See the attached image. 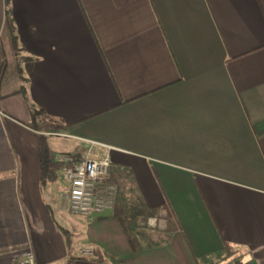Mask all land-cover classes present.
<instances>
[{"label": "crops", "instance_id": "0c3cea01", "mask_svg": "<svg viewBox=\"0 0 264 264\" xmlns=\"http://www.w3.org/2000/svg\"><path fill=\"white\" fill-rule=\"evenodd\" d=\"M9 10L32 59L23 82L0 0V264L27 252L35 264H99L80 248L105 264H208L224 243L264 264V0H10ZM31 107L65 126L29 128ZM46 134H65L74 161L108 156L112 210L71 214L52 175H15L23 137Z\"/></svg>", "mask_w": 264, "mask_h": 264}, {"label": "built area", "instance_id": "2783aa9c", "mask_svg": "<svg viewBox=\"0 0 264 264\" xmlns=\"http://www.w3.org/2000/svg\"><path fill=\"white\" fill-rule=\"evenodd\" d=\"M61 161L63 179L67 187L64 198L71 214L93 218L115 207L118 187L109 180L108 156L96 159L87 155L80 161L71 158ZM77 255L91 259L95 253L93 248H80ZM15 264H35L33 253H25L15 260Z\"/></svg>", "mask_w": 264, "mask_h": 264}, {"label": "rangeland", "instance_id": "374dc122", "mask_svg": "<svg viewBox=\"0 0 264 264\" xmlns=\"http://www.w3.org/2000/svg\"><path fill=\"white\" fill-rule=\"evenodd\" d=\"M51 132L46 131L47 134H51ZM47 134L40 135L38 138L23 137L22 143L24 144L27 142V146H23L17 150L18 169L16 170L15 175H52L55 191L58 194L61 193L63 195L66 192L67 187L63 179L60 160L73 158L70 147L71 140ZM45 181L48 182V179H45ZM133 209H135V206H133ZM129 218V223L131 224L135 218H133L132 215H130ZM141 228L144 235L161 232V230L157 228V225L156 227L143 225ZM128 230H131L133 234L138 231L132 227ZM137 245L138 243L135 242L133 245L135 249L137 248ZM243 259H245L244 255L237 251H233L232 253H224L222 257L213 259L212 261H209L208 264H244L242 262Z\"/></svg>", "mask_w": 264, "mask_h": 264}, {"label": "trees", "instance_id": "16d2710c", "mask_svg": "<svg viewBox=\"0 0 264 264\" xmlns=\"http://www.w3.org/2000/svg\"><path fill=\"white\" fill-rule=\"evenodd\" d=\"M9 3H10V0H5L6 28H7V31L9 33L10 42H11V45H12V48H13V51L15 54V58H16V62H17V70H18L19 76L23 80V82H25V79H23V74H22V70L20 67V63L23 61L31 60L32 58L31 57H23L20 54L21 50H20L19 45H18V38H17V34H16V29H15L14 23L12 21L11 15H10ZM0 55L3 57V51L1 48H0ZM5 63H6L5 59H3L2 65L0 68V78H1V76L5 70ZM20 92L24 93L23 87L21 88ZM30 115H31L30 116V122L27 123V126L33 130H38L41 127L51 129V128H62L63 126H65V125H60V123L58 121H56L53 118L48 117L41 110L35 109V107H31ZM223 250L225 253H232L233 252V249L231 247H229V245L226 243H224ZM94 253H95V255L93 258H91V260L94 262H97L99 264H105V260L102 256V254L100 253V251L98 249H95Z\"/></svg>", "mask_w": 264, "mask_h": 264}]
</instances>
